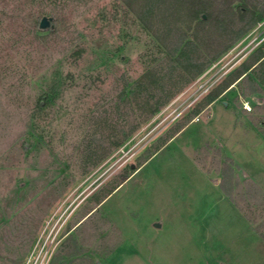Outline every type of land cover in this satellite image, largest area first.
I'll return each mask as SVG.
<instances>
[{"label": "rangeland", "instance_id": "obj_1", "mask_svg": "<svg viewBox=\"0 0 264 264\" xmlns=\"http://www.w3.org/2000/svg\"><path fill=\"white\" fill-rule=\"evenodd\" d=\"M261 51L264 17L146 119L126 0H0V264H264V66L205 104Z\"/></svg>", "mask_w": 264, "mask_h": 264}, {"label": "trees", "instance_id": "obj_2", "mask_svg": "<svg viewBox=\"0 0 264 264\" xmlns=\"http://www.w3.org/2000/svg\"><path fill=\"white\" fill-rule=\"evenodd\" d=\"M239 1L242 3L234 8L233 0H126L143 27L166 52L162 61L138 79L131 92L130 103L141 116L144 114L147 119L155 115L176 94L179 84L201 75L264 17L262 0ZM257 63L264 66V52L242 64L229 81L209 92L205 104L213 102ZM46 99L43 96L39 105H46ZM138 125L112 134L113 146L121 145ZM127 173L122 181L128 178Z\"/></svg>", "mask_w": 264, "mask_h": 264}, {"label": "built area", "instance_id": "obj_3", "mask_svg": "<svg viewBox=\"0 0 264 264\" xmlns=\"http://www.w3.org/2000/svg\"><path fill=\"white\" fill-rule=\"evenodd\" d=\"M243 108L246 109V111H252L253 110V106L251 105V103L249 101L243 102Z\"/></svg>", "mask_w": 264, "mask_h": 264}, {"label": "water", "instance_id": "obj_4", "mask_svg": "<svg viewBox=\"0 0 264 264\" xmlns=\"http://www.w3.org/2000/svg\"><path fill=\"white\" fill-rule=\"evenodd\" d=\"M203 17L205 18V15H204ZM40 26H41L42 28H46V27H48V21H47V18H46V17H43V18H42L41 23H40ZM132 167H133V165H132ZM156 225H157V224H156Z\"/></svg>", "mask_w": 264, "mask_h": 264}, {"label": "crops", "instance_id": "obj_5", "mask_svg": "<svg viewBox=\"0 0 264 264\" xmlns=\"http://www.w3.org/2000/svg\"><path fill=\"white\" fill-rule=\"evenodd\" d=\"M192 122V121H191Z\"/></svg>", "mask_w": 264, "mask_h": 264}]
</instances>
